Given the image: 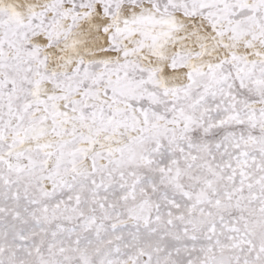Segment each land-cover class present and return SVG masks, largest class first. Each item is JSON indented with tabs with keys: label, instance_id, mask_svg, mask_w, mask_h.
<instances>
[{
	"label": "snow or ice",
	"instance_id": "snow-or-ice-1",
	"mask_svg": "<svg viewBox=\"0 0 264 264\" xmlns=\"http://www.w3.org/2000/svg\"><path fill=\"white\" fill-rule=\"evenodd\" d=\"M0 264H264V0H0Z\"/></svg>",
	"mask_w": 264,
	"mask_h": 264
}]
</instances>
